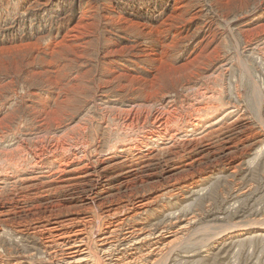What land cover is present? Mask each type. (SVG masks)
Returning a JSON list of instances; mask_svg holds the SVG:
<instances>
[{"label":"rangeland","instance_id":"rangeland-1","mask_svg":"<svg viewBox=\"0 0 264 264\" xmlns=\"http://www.w3.org/2000/svg\"><path fill=\"white\" fill-rule=\"evenodd\" d=\"M55 220L83 264H264V0H0V264H66Z\"/></svg>","mask_w":264,"mask_h":264},{"label":"bare ground","instance_id":"bare-ground-1","mask_svg":"<svg viewBox=\"0 0 264 264\" xmlns=\"http://www.w3.org/2000/svg\"><path fill=\"white\" fill-rule=\"evenodd\" d=\"M199 109V108H198ZM197 110V109H196ZM207 110V109H206ZM200 111H201V108H200ZM200 111L198 110V114H200ZM170 114H171V112L170 111H168ZM156 113V112H155ZM169 113H167V112H165V111H161V112H158L157 111V113L153 116V123H151L152 124V129H154V130H158V132H156L155 134H153L154 136L153 137H155V139L156 138H163V136L166 134V133H163V132H166V128H168L169 126H168V123L170 122V117H169ZM176 113V112H175ZM127 114V113H126ZM136 114V113H135ZM173 114H174V112H173ZM139 115V114H138ZM201 115V114H200ZM140 116V115H139ZM174 116V115H173ZM137 116H134V114L132 115V113H128L127 114V116H126V121H128V120H131V121H135L134 119H137L136 118ZM148 117H149V115H148ZM148 117H145L146 119H148ZM145 119V120H146ZM194 120H196V121H200V118H199V115L197 116V117H195V118H193ZM197 119H199V120H197ZM138 121V120H137ZM173 121V120H172ZM136 123V122H135ZM134 123V124H135ZM184 123V122H183ZM137 124H139V123H137ZM176 124V123H175ZM190 124V123H189ZM192 124H194V123H192ZM197 124V123H196ZM128 125V124H127ZM130 125V124H129ZM132 125V124H131ZM198 125V124H197ZM166 126V127H165ZM168 126V127H167ZM127 127V126H126ZM193 127V126H192ZM128 128V127H127ZM132 128V127H131ZM151 128V127H150ZM145 129H147V128H145ZM170 130V129H169ZM160 132H162V135H160ZM150 134V133H149ZM152 134V133H151ZM146 135V134H145ZM151 136V135H150ZM166 136V135H165ZM175 137V136H174ZM174 137H171V138H174ZM147 139V138H146ZM149 140V139H148ZM157 140V139H156ZM62 141V140H61ZM135 141V140H134ZM147 141V140H146ZM60 142V141H59ZM73 142V141H72ZM142 144V143H141ZM50 145V144H49ZM66 145H67V143H66ZM144 145V144H143ZM51 146V145H50ZM67 146H69V145H67ZM72 146V145H71ZM43 147V146H42ZM55 147V146H54ZM80 147V146H79ZM85 147V146H84ZM56 148H58L57 146H56ZM74 147H72V149H73ZM30 149V148H29ZM37 149V148H36ZM46 149V148H45ZM60 149V151L63 153H65L66 151H64V150H66V149H64V147L63 146H61V148H58L57 149V151ZM64 149V150H63ZM71 148H67V151L69 152V151H71L70 150ZM77 149V148H76ZM32 150V149H31ZM43 149H41L40 150V152L42 151ZM48 150V149H47ZM49 150H50V147H49ZM78 150V149H77ZM81 150V149H80ZM25 151V150H24ZM38 151H39V149H38ZM37 151V152H38ZM36 152V151H35ZM36 152V153H37ZM43 152V151H42ZM45 152H47V151H45ZM51 153H52V151H51ZM70 153V152H69ZM80 153V152H79ZM24 154V153H23ZM57 154V153H56ZM66 154V153H65ZM72 154V153H71ZM86 154V153H85ZM43 155V154H42ZM52 154H50V156H51ZM62 155V154H61ZM60 155V156H61ZM72 155H74V154H72ZM38 156V155H37ZM44 156H46V154L44 155ZM81 156V155H80ZM39 157V156H38ZM41 157V156H40ZM72 157V156H71ZM75 157V156H74ZM81 157H83V156H81ZM16 158V157H15ZM47 158V157H46ZM66 158H68L67 156H66ZM87 158V157H86ZM28 159V158H27ZM41 159V158H40ZM45 159V158H44ZM43 159V160H44ZM57 159V158H56ZM70 159V158H69ZM83 159V158H82ZM7 160V159H6ZM60 160V159H59ZM65 160V159H64ZM74 160H75V158H74ZM39 161V160H38ZM41 161H42V159H41ZM70 161V160H69ZM76 161H79L78 159L76 160ZM82 161V160H81ZM85 162V161H84ZM62 163H64V162H62ZM68 163V162H67ZM72 163H74L73 162V160H72ZM78 163V162H77ZM80 163V162H79ZM83 163V162H82ZM35 164H36V162H35ZM40 163H38V165H39ZM42 164V163H41ZM44 164V163H43ZM86 164V163H85ZM66 165V163L64 164V166ZM79 165V164H78ZM35 166V165H34ZM43 166V165H42ZM67 166H69V165H66V168H67ZM72 166H73V164H72ZM6 167V166H5ZM4 167V168H5ZM40 167V166H39ZM74 167V166H73ZM38 168V167H37ZM2 169V168H1ZM71 168H69V170H70ZM80 169H81V167H80ZM79 169V170H80ZM65 170V169H64ZM74 170V169H73ZM17 171V170H16ZM67 171H68V169H67ZM78 171V170H77ZM76 171V172H77ZM60 172H61V170H60ZM64 172V171H63ZM62 173V172H61ZM63 174V173H62ZM67 175H68V172H67ZM140 200V199H139ZM114 202H116V201H114ZM122 202V201H121ZM104 204V203H103ZM109 204H110V202H109ZM114 204V203H113ZM106 205V204H105ZM108 205V204H107ZM119 205V204H118ZM116 206V205H115ZM149 205H148V203L147 202H145L144 200H140V201H138V205H137V207H138V209H140V210H145V209H148L149 207H148ZM102 207H104V206H102ZM108 207V206H107ZM136 207V208H137ZM112 208V207H111ZM116 208V211L118 212V208L117 207H115ZM109 209V208H108ZM121 210V209H120ZM119 210V211H120ZM113 212H114V210H113ZM112 212V213H113ZM132 212V211H131ZM80 214V213H79ZM115 214V213H114ZM135 214V213H134ZM85 215V214H84ZM122 215V214H121ZM53 216H55V215H53ZM112 216V214H111V212L109 211V217H111ZM114 216V215H113ZM119 217H120V214H119ZM51 218V217H50ZM53 218V217H52ZM77 218V217H76ZM47 219V218H46ZM76 220H78V219H75V221ZM48 223V222H47ZM52 223V222H51ZM80 223H83L84 224V226L86 225V224H89L86 220H80V222H79V224ZM132 224V223H131ZM77 224L76 223H74V222H71V223H68V222H66V221H63V222H58V221H56L55 220V223H53V224H51V227L50 228H48V229H45L46 231L45 232H43V236H44V238H46V240H47V244L48 245H52L53 244V246L55 245L54 243H57L56 245H59V244H62V245H64V246H66V255H65V258H64V261L66 262V264H83L84 262H86L87 261V256H88V254H91L89 251H91V250H89V249H87L86 248V243H85V240H84V237H83V235H84V232H83V230H82V228H80V226H76ZM121 224H119V225H117V226H115L114 228H113V230L109 233V236H106V235H103L102 236V239H101V247L102 248H105V247H107V245H108V242L110 241L111 242V240L113 239V234H115L116 232H117V228L119 229V226H120ZM133 225V224H132ZM40 226V225H39ZM110 226H114V224H112V225H110ZM127 226V225H126ZM136 226H138V225H136ZM107 227H109V226H107ZM121 227V226H120ZM128 227V226H127ZM39 228V227H38ZM133 228V227H132ZM181 229V228H180ZM38 230V229H37ZM36 230V231H37ZM43 230V229H42ZM110 230V229H109ZM108 230V231H109ZM41 231V230H40ZM44 231V230H43ZM103 231V230H102ZM120 231V230H119ZM118 231V232H119ZM122 231V230H121ZM165 231H166V228L165 229H162V230H160V231H158V232H152V230L151 231H149V230H143V229H133V230H126L124 233H123V235H122V237H123V239H122V243L123 242H129V243H132V245L133 246H137V245H139V244H145V243H149V241H151V240H153L154 238H164L165 237ZM38 233V232H37ZM42 233V232H41ZM40 233V234H41ZM53 234L55 235L54 237H53ZM98 234V233H97ZM121 234H122V232H121ZM170 235L169 236H171V237H174V238H176V236L178 235V232H171V233H169ZM42 235V234H41ZM99 235V234H98ZM117 236H118V234H116ZM120 237H121V235H120ZM170 237V238H171ZM100 238V237H99ZM115 238V237H114ZM177 239V238H176ZM175 239V240H176ZM117 240V239H116ZM96 241H97V239H96ZM178 241V240H177ZM116 242V241H115ZM154 242V241H153ZM174 242V240H172V241H170L169 243H168V245H167V248H169V245L171 246V243H173ZM94 243H96V242H94ZM156 243V242H155ZM161 243V242H160ZM45 244V243H44ZM126 244H128V243H126ZM157 244V243H156ZM62 245H61V247H62ZM90 245V244H89ZM92 245H94V244H92ZM96 245V244H95ZM118 245V244H117ZM131 245V246H132ZM155 245V244H154ZM153 245V246H154ZM98 246V245H97ZM119 246V245H118ZM128 246V245H127ZM126 246V247H127ZM145 246V245H144ZM143 246V247H144ZM160 246V245H159ZM89 247V246H88ZM91 247V246H90ZM93 247V246H92ZM99 247V246H98ZM97 247V248H98ZM120 247V246H119ZM118 247V248H119ZM140 247V246H139ZM146 248H147V246H145ZM151 247V246H150ZM158 246H156V248H157ZM50 248H51V246H50ZM57 248V247H56ZM114 248V247H113ZM122 248H124V245L122 246ZM152 248V247H151ZM159 248V251L157 250V253L159 254V253H161V254H163L164 252H165V250H167L166 249V247H158ZM54 249V248H53ZM101 249V248H100ZM99 249V250H100ZM115 249V248H114ZM127 249H128V247H127ZM130 249H132V248H130ZM133 249H136V248H133ZM154 249V248H153ZM60 250H61V248H60ZM89 250V251H88ZM93 250V249H92ZM95 250V249H94ZM98 250V249H97ZM111 250H113V249H111ZM110 250V251H111ZM152 250V249H151ZM102 251V250H101ZM116 251V250H115ZM123 251H124V249H123ZM145 251V250H144ZM149 251V250H148ZM154 251V250H153ZM152 251V252H153ZM56 252V251H55ZM103 252H104V250H103ZM107 252V251H106ZM112 252V251H111ZM122 252V251H121ZM136 252V251H135ZM137 252H138V249H137ZM136 252V253H137ZM62 253H63V250H62ZM92 253H95V252H92ZM123 253V252H122ZM132 253V252H131ZM130 253V254H131ZM146 253V252H145ZM151 253V252H150ZM166 253V252H165ZM124 254V253H123ZM126 254V253H125ZM129 253H128V256L130 255ZM140 254V256H142L141 255V253H139ZM144 254V253H143ZM151 254H153V253H151ZM150 254V255H151ZM161 254H159V255H161ZM94 255V254H93ZM92 255V256H93ZM99 255V254H98ZM101 255H102V253H101ZM105 255V254H104ZM115 255V254H114ZM114 255H113V257H114ZM117 255H119V254H117ZM135 255V254H134ZM147 255H149L148 253H147ZM154 255H156V254H154ZM158 255V256H159ZM164 255V254H163ZM58 256H59V254H58ZM91 256V255H90ZM95 256L96 257H98L97 255H96V253H95ZM107 256H108V254H107ZM120 256V255H119ZM122 256V255H121ZM127 256V257H128ZM137 256H139V255H137ZM51 257H52V255H51ZM55 257V256H54ZM94 257V256H93ZM102 257V256H101ZM109 257H111V256H109ZM124 257V256H123ZM143 257V256H142ZM141 257V258H142ZM145 257H147L146 255H145ZM151 257V256H150ZM63 258V257H62ZM99 258V257H98ZM105 258H107V257H105ZM118 258V257H117ZM120 258V257H119ZM125 258V257H124ZM124 258H123V260H124ZM149 258V257H148ZM94 259V258H93ZM100 259V258H99ZM111 259V258H110ZM139 259V258H138ZM137 259V260H138ZM143 259V258H142ZM61 260V259H60ZM90 260V259H89ZM88 260V261H89ZM107 261H108V259H106ZM113 260V259H112ZM122 260V259H121ZM122 260V261H123ZM63 261V260H62ZM99 261V260H98ZM114 261V260H113ZM116 261V260H115ZM126 261V260H125ZM134 261V260H133ZM128 262V263H124V264H134V262ZM142 261V260H141ZM146 261V260H145ZM94 262H95V260H94ZM96 262H97V260H96ZM101 262H103V261H101ZM104 262H105V260H104ZM104 262H103V264H104ZM118 262V261H117ZM124 262V261H123ZM135 262H136V259H135ZM144 262V261H143ZM98 263V262H97ZM111 263V262H110ZM122 263V262H121ZM137 263H139V262H137ZM145 263V262H144ZM58 264V263H57ZM62 264V263H61ZM91 264V263H90ZM117 264V263H116ZM119 264H120V262H119ZM136 264V263H135ZM141 264V263H140ZM152 264V263H151ZM153 264H154V262H153Z\"/></svg>","mask_w":264,"mask_h":264}]
</instances>
